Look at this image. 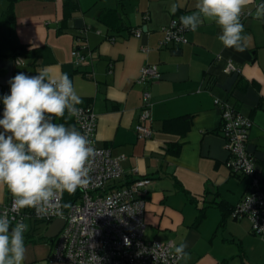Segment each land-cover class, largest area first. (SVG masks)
I'll use <instances>...</instances> for the list:
<instances>
[{"label": "crops", "instance_id": "1", "mask_svg": "<svg viewBox=\"0 0 264 264\" xmlns=\"http://www.w3.org/2000/svg\"><path fill=\"white\" fill-rule=\"evenodd\" d=\"M72 1L76 9L66 15L63 0H16L10 22L8 0H0V59L28 45L38 49V56L15 69L69 76L81 103L97 115L96 144L121 158L117 184L151 179L144 197L146 239L171 241L174 248L186 243L188 257L179 264H264V239L251 232L248 218L231 212L249 178L233 174L227 165L220 108L214 102L224 100L252 120L247 148L264 186V18H255L256 5L264 0H254L241 14L247 36L243 52L225 48L218 40L220 27L209 21L188 31L186 43L160 46L161 28L196 11L197 0ZM173 3L175 15L169 11ZM106 9L117 13L112 27L99 19ZM136 29H141L139 37ZM79 33L92 58L77 67L71 50ZM229 61L239 72H226ZM146 64L157 65L160 78L138 83ZM144 90L150 94L151 119L145 122L153 130L150 138L135 131ZM10 197L0 186V205ZM30 241L24 264H70L49 261L50 243Z\"/></svg>", "mask_w": 264, "mask_h": 264}, {"label": "built area", "instance_id": "2", "mask_svg": "<svg viewBox=\"0 0 264 264\" xmlns=\"http://www.w3.org/2000/svg\"><path fill=\"white\" fill-rule=\"evenodd\" d=\"M163 38L160 46L169 43H186V33L178 19H172L161 28ZM139 37L141 29L133 32ZM146 52L147 48L142 47ZM72 63L81 66L92 58L91 52L81 37L71 50ZM20 58L14 60V66L23 65ZM226 72H239L232 63L227 62ZM160 78L157 65L146 64L139 70L138 83H149ZM149 92L142 93L143 105L138 114L135 131L141 138H150L152 128L145 122L150 118ZM220 108L221 135L229 157L227 165L233 174L247 176L249 182L241 200L233 207L235 218L246 217L250 221L251 232L264 239V186L261 184L260 171L254 157L247 148L248 132L252 125L249 116L243 114L224 100L215 99ZM0 100V118L3 113ZM78 112L72 116L75 128L87 135L96 154L91 163L90 183L86 188L77 189V197L64 206L63 194L58 195L55 206L47 214L38 215L34 209L25 208L17 214L11 208L12 197L6 204L0 205V212L7 211L16 220L27 218L50 224L54 219H63L58 234L51 238L49 261L70 264H179L174 257V244L144 237V197L151 184L149 177L134 178L126 184L118 185L123 170L120 157L112 154L107 147L96 144L95 134L97 115L90 106L76 105ZM16 221H13V224ZM159 244L158 248L154 245Z\"/></svg>", "mask_w": 264, "mask_h": 264}, {"label": "clouds", "instance_id": "3", "mask_svg": "<svg viewBox=\"0 0 264 264\" xmlns=\"http://www.w3.org/2000/svg\"><path fill=\"white\" fill-rule=\"evenodd\" d=\"M254 0H197L196 11L181 15L182 30L195 32L205 21L216 23L218 40L225 48L243 52L247 36L241 23L243 10ZM178 5L170 6L175 15ZM255 18H264V2L256 5ZM10 93L0 97V186L11 194V208H25L43 215L55 206L58 195L73 194L90 183L96 149L87 135L75 127L53 122L52 117L75 116L81 98L67 74L52 78L17 72L8 81ZM16 221L13 224V221ZM28 225L7 211L0 212V264H24ZM159 244L154 245L158 248ZM186 243L174 248L177 261L185 260Z\"/></svg>", "mask_w": 264, "mask_h": 264}, {"label": "trees", "instance_id": "4", "mask_svg": "<svg viewBox=\"0 0 264 264\" xmlns=\"http://www.w3.org/2000/svg\"><path fill=\"white\" fill-rule=\"evenodd\" d=\"M63 1H64V8L66 10V15H67V13L69 15L73 10L76 9V3L74 1H72V0H63ZM15 2H16V0H8V5H7L6 11H5L6 15H7V18H8V20L10 22H12L14 20V11H13V9H14V3ZM116 16H117V13H116V11L114 9H106L100 14L99 19L103 23H105L106 25L112 27V23H111V22H113L112 18H114V19L117 18L118 19V17H116ZM64 20H65V17H64ZM63 22H65V21H63ZM62 28H63V24L61 25L59 30H62ZM75 37H81L83 39L81 33L77 34ZM109 40L113 41L114 38L110 37ZM37 56H38V49L37 48L29 47L28 45H20L19 47L15 48V50L13 51L12 54H9L6 57L7 58H11L13 60H15L16 58L20 57V59H22L24 61V59H32V58H35ZM20 71H22V70L15 69L14 70V75L17 72H20ZM23 72H25V71H23ZM78 105L90 106L88 104H82V103H80ZM52 119H53V122L64 123L65 126H67V127H75L72 117H68L67 113L65 114L64 118L52 117ZM77 194H78L77 190H76L75 193H73L71 195L68 194L67 192L63 193L64 206L67 207L68 203L71 200H73L74 198L77 197ZM218 206L220 208H222V209L224 207L221 203H218ZM233 207L231 208V211H232ZM37 221H39V220H37ZM47 239H48L49 242L53 241V239H51V238H47Z\"/></svg>", "mask_w": 264, "mask_h": 264}, {"label": "water", "instance_id": "5", "mask_svg": "<svg viewBox=\"0 0 264 264\" xmlns=\"http://www.w3.org/2000/svg\"><path fill=\"white\" fill-rule=\"evenodd\" d=\"M14 60L11 58L0 59V92L4 86H8L9 79L14 76ZM4 71V73H1ZM63 219H54L46 228L44 236L46 238H54L61 227L63 226Z\"/></svg>", "mask_w": 264, "mask_h": 264}, {"label": "rangeland", "instance_id": "6", "mask_svg": "<svg viewBox=\"0 0 264 264\" xmlns=\"http://www.w3.org/2000/svg\"><path fill=\"white\" fill-rule=\"evenodd\" d=\"M21 69H24L25 66L20 67ZM10 93V85L4 86L2 91L0 92V96H3L5 94ZM25 223L28 225V231L24 234L25 235V242L27 240H31L30 242H37L41 244L48 245L50 242L48 239L44 236V232L49 224L43 222V221H37L32 218H27L25 220ZM51 244V243H50ZM45 246V245H44Z\"/></svg>", "mask_w": 264, "mask_h": 264}]
</instances>
